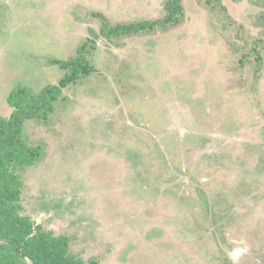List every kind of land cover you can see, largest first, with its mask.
Wrapping results in <instances>:
<instances>
[{"label":"rangeland","instance_id":"1","mask_svg":"<svg viewBox=\"0 0 264 264\" xmlns=\"http://www.w3.org/2000/svg\"><path fill=\"white\" fill-rule=\"evenodd\" d=\"M167 1L0 0L1 116L92 68L24 124L21 214L84 261L264 264V0Z\"/></svg>","mask_w":264,"mask_h":264},{"label":"trees","instance_id":"2","mask_svg":"<svg viewBox=\"0 0 264 264\" xmlns=\"http://www.w3.org/2000/svg\"><path fill=\"white\" fill-rule=\"evenodd\" d=\"M165 8L163 22H176L181 9L178 0H168ZM154 25L147 20L118 24L110 27L108 33L136 32ZM52 62L66 71L59 81L38 91L15 85L6 97L11 113L7 117L0 115V264H99L94 259L84 261L73 255L66 236L33 225L27 215L21 214L23 181L17 171L34 164L41 155L38 145L24 140V124L29 120H46L62 90L92 70L82 56Z\"/></svg>","mask_w":264,"mask_h":264}]
</instances>
